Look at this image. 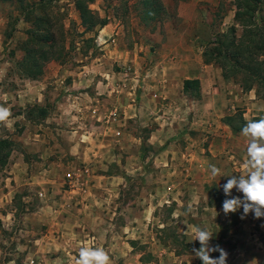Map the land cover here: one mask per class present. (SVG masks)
Masks as SVG:
<instances>
[{
  "label": "rangeland",
  "instance_id": "obj_1",
  "mask_svg": "<svg viewBox=\"0 0 264 264\" xmlns=\"http://www.w3.org/2000/svg\"><path fill=\"white\" fill-rule=\"evenodd\" d=\"M78 2L0 0V106L11 112L0 137L14 143L0 166V264H74L84 246L103 248L110 264H202L192 252L201 247L194 226L212 233L209 246L228 253L226 264H264V217L241 219L242 207L227 215L222 208L225 199H243L235 188L226 197L223 185L247 174L240 132L264 118V84L246 80L242 69L226 79L227 62L202 59L218 35L233 27L236 38L242 34L235 1L152 0L160 13L147 21L141 0H93L92 26L82 23ZM249 5L264 38V0ZM38 17L62 56L49 55L31 80L20 63ZM243 53L264 67V43ZM81 71L94 77L87 88L93 107L80 96L78 110L69 111L65 96ZM195 77L199 99L181 89ZM75 114L88 120L66 122ZM210 165L221 175L213 179ZM104 184L110 191H96L104 206H91ZM72 190L70 204L64 195ZM58 233L73 239L38 249L41 236L52 246Z\"/></svg>",
  "mask_w": 264,
  "mask_h": 264
},
{
  "label": "trees",
  "instance_id": "obj_2",
  "mask_svg": "<svg viewBox=\"0 0 264 264\" xmlns=\"http://www.w3.org/2000/svg\"><path fill=\"white\" fill-rule=\"evenodd\" d=\"M92 1L93 0H79L77 5L82 23L88 26L94 25L98 20L97 18H95L92 11H90L87 7V4L91 3ZM141 1L146 5V14H148L146 20H155L154 14L160 13V9L151 5L152 0ZM234 1L237 4V8L240 10L239 12L235 13V21L243 26L242 34L239 36V38H236L234 29L235 27H233L227 33L218 35V37L215 38V42L213 43V45L209 47L210 49L208 48L209 53L203 52V62L205 64L216 62L221 66L223 65L222 63L227 62L226 64H229L233 69H230V71H228L223 68V76H225L226 79L234 76L232 75V73L235 72L234 70L238 72L237 69H242L247 74L246 80H251L252 83L259 82L261 84H264V67L257 66L258 64L256 63V61L251 59V55L245 57V54L243 53L244 49L245 52H248L249 44L258 47L259 45L264 43V38L258 37V35L255 33L256 30H259L255 27L256 24H253V20H249L248 17V14L255 12V10H253L249 5L250 0H241L240 4L238 3V0ZM238 5L240 7L245 6L244 8L246 11L242 13L243 11L241 12V9ZM153 8L155 9L152 11ZM247 20L249 21L247 22ZM32 23L36 31L31 30L28 40L22 45V48L24 50V58L20 63V68L25 77L27 76V78L31 80H37L41 76V65L48 60V56L53 55L54 58L58 60V58L60 59L62 55L61 53H57V51H55V47L57 45L55 46L53 37L43 29L48 24L47 21L38 17ZM39 28L44 30L43 32L46 33L42 34L41 29L38 30ZM41 38H43V41L48 45L40 44L42 43ZM59 47L60 45H58L57 48ZM239 47H242L240 53L237 51V48L239 49ZM222 50H224V52ZM39 55L40 57L37 58V56ZM242 60H246L248 61V63L242 64ZM230 62L232 63V65ZM245 89L251 90V87L249 88L248 86L245 87ZM182 92L184 96L188 98L199 99L201 96L200 81L198 79H185L182 83ZM40 110L43 113L42 109ZM228 118L230 120V117ZM227 124L230 125V122H228ZM13 144L14 143L10 141V139L0 137V166L6 164L10 152L13 148Z\"/></svg>",
  "mask_w": 264,
  "mask_h": 264
},
{
  "label": "clouds",
  "instance_id": "obj_3",
  "mask_svg": "<svg viewBox=\"0 0 264 264\" xmlns=\"http://www.w3.org/2000/svg\"><path fill=\"white\" fill-rule=\"evenodd\" d=\"M10 116V110L0 106V122L7 121ZM240 135L247 143V159L243 164L247 174H241L238 177L230 176L227 183L223 185V191L225 196L229 197L235 188L243 194V199L240 197L225 199L222 208L227 215L235 213L242 207L241 219L249 213H253L256 219H260L264 217V118L247 122ZM210 173L215 179L221 175V170L215 165H210ZM193 233V241H199L201 245L198 250L192 249L195 258L201 260L202 264H226L228 253L219 245L209 246L213 235L207 228L194 226ZM213 252H219V257L212 258ZM74 264H110V259L103 248L84 246L79 249L78 258L75 259Z\"/></svg>",
  "mask_w": 264,
  "mask_h": 264
},
{
  "label": "crops",
  "instance_id": "obj_4",
  "mask_svg": "<svg viewBox=\"0 0 264 264\" xmlns=\"http://www.w3.org/2000/svg\"><path fill=\"white\" fill-rule=\"evenodd\" d=\"M76 77L72 78L71 82L72 84L70 85L69 89L70 90V94L66 95L65 97H69V105H68V108H69V111L72 110V109H75V110H78V105L79 103L77 104V101L79 99L80 96H85L87 98H89V100L91 101V105L87 106V108H92V102L93 100H95V98L91 97L89 95V91H87V88L93 83L94 81V77L90 74H86L85 71H81V72H77L75 73ZM186 79H189V78H186ZM193 79H198L197 77L193 78ZM185 80V79H184ZM199 80V79H198ZM97 83L100 84L101 83V80L97 79ZM183 83V81H182ZM182 83H181V89H182ZM97 85V84H96ZM81 88V89H84V92H79L78 89ZM97 88V86H96ZM94 92V91H93ZM81 101V100H80ZM40 102V100H39ZM133 116H136L137 115V112L136 111H133ZM86 113L88 114L89 111ZM89 115V114H88ZM84 118V119H83ZM87 117H80L78 114H75V115H71L69 116V118H67L66 122L68 123H71L73 126L80 124L83 121H86L88 119H86ZM61 120V119H60ZM85 123V122H84ZM76 131H74L75 133ZM78 136V139H80L81 141L85 140L86 138H88L87 136H85L83 133H80L77 135ZM23 140V139H21ZM26 142L24 144H31V141L26 138L24 139ZM33 144V143H32ZM79 145V144H78ZM77 146V145H76ZM80 147H82L83 149H85L82 145H79ZM69 149H68V152H70L72 148H70L71 146H68ZM84 152V150H83ZM81 153L82 156H84L83 154L84 153ZM9 179V178H8ZM97 189H94V193H92V200L90 201L91 202V206H101L105 204L106 201H104L105 199H102L100 198V196H97V192L96 191H99V190H105V191H110V187L106 184L102 185V186H99V187H96ZM100 188V189H99ZM72 192L75 193V190H72V191H69V192H66L64 197L67 196L68 199H66L68 201V203L72 204L73 203V196H69L72 194ZM68 194V195H67ZM84 196V195H83ZM97 196V197H96ZM103 197V195H102ZM105 198V197H104ZM72 199V200H71ZM66 236L69 238V239H73V235L69 234V235H59V233L55 236H52V238L55 239V242L53 244H50L52 246H49V240H47L46 238H48V236H41L39 238V240L37 241V243L39 244V248L38 249H42L44 251V249H50L52 247H57V246H61L63 244V241H64V238H66ZM62 239V240H61ZM70 241V240H69ZM59 242V243H58ZM57 244V245H56Z\"/></svg>",
  "mask_w": 264,
  "mask_h": 264
},
{
  "label": "built area",
  "instance_id": "obj_5",
  "mask_svg": "<svg viewBox=\"0 0 264 264\" xmlns=\"http://www.w3.org/2000/svg\"><path fill=\"white\" fill-rule=\"evenodd\" d=\"M112 42H114V41H112ZM116 116H117V112L114 111V112H111V113H110L109 118H110V119H114V118H116ZM67 178H68L69 180H73V176H72L70 173L67 174ZM40 195H41V194H40Z\"/></svg>",
  "mask_w": 264,
  "mask_h": 264
}]
</instances>
